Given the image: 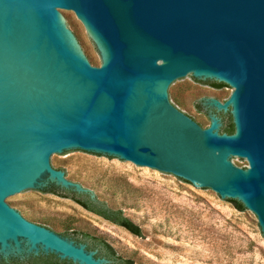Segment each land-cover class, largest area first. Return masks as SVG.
<instances>
[{
	"label": "water",
	"instance_id": "water-1",
	"mask_svg": "<svg viewBox=\"0 0 264 264\" xmlns=\"http://www.w3.org/2000/svg\"><path fill=\"white\" fill-rule=\"evenodd\" d=\"M63 14L85 25L101 65ZM190 77L235 88L204 103L233 105L234 135L215 113L203 128L172 104ZM71 155L238 201L264 234V0H0V260L111 264L12 203L51 188L95 200L56 170Z\"/></svg>",
	"mask_w": 264,
	"mask_h": 264
},
{
	"label": "rangeland",
	"instance_id": "rangeland-1",
	"mask_svg": "<svg viewBox=\"0 0 264 264\" xmlns=\"http://www.w3.org/2000/svg\"><path fill=\"white\" fill-rule=\"evenodd\" d=\"M63 15L77 23L87 51L101 65L102 57L85 25L77 16ZM199 96L190 80L175 94L177 105L208 128L210 118L194 109ZM55 165L72 184L122 210L141 235L51 191L12 201L26 219L31 217L40 226L99 236L135 264H264V234L257 216L250 210L240 212L215 192L206 194L172 175H157L114 158L71 155L55 160Z\"/></svg>",
	"mask_w": 264,
	"mask_h": 264
},
{
	"label": "trees",
	"instance_id": "trees-1",
	"mask_svg": "<svg viewBox=\"0 0 264 264\" xmlns=\"http://www.w3.org/2000/svg\"><path fill=\"white\" fill-rule=\"evenodd\" d=\"M48 191H51L52 193H55L58 196L69 198L74 200L76 203L81 205L83 208L88 210L89 212L105 219L106 221H109L115 225H118L120 227L125 228L129 232H131L134 235L140 236L141 230L139 226L135 225L132 220L127 218L124 215V212L122 210H115L108 206L107 203L99 200L97 197L95 200H92L89 195H78V194H70V193H62L56 188H51ZM233 206L239 210L240 212H245L247 209L244 207L243 204H241L238 201L235 200H229ZM66 226V225H64ZM62 226V227H64ZM51 229V228H50ZM64 230H57L56 228H53V231H59L58 234L65 236V237H71L76 239L80 242H87L89 243V247L91 250H97L99 258H106L111 262V264H135V261L128 257L121 255L112 244L99 236L79 232V231H69V229L66 228H60ZM34 264H41V262L45 264H72L68 261H62L56 256L50 255V256H40V257H33L32 259ZM0 264H24L23 262L11 259L9 262H6L4 260H0Z\"/></svg>",
	"mask_w": 264,
	"mask_h": 264
},
{
	"label": "flooded vegetation",
	"instance_id": "flooded-vegetation-1",
	"mask_svg": "<svg viewBox=\"0 0 264 264\" xmlns=\"http://www.w3.org/2000/svg\"><path fill=\"white\" fill-rule=\"evenodd\" d=\"M190 81L193 84V87H196V89L200 92V96L194 102V109L196 110V112H198L199 114L205 115L207 117V119H209V113L210 112L215 113L218 116V118L221 120V123H222L221 133L222 134L225 133L229 136L234 135L236 132V125H235V121H234L233 105L229 104L226 111L218 112L215 109H213L211 111V109L209 107L205 106L204 103L207 99H214V100H217L223 104L228 103L232 98V95L235 91V88L231 84H228V83L224 84V83H219V82L212 81V80L202 81V80H198L194 77H190ZM171 102L181 112H183L185 115L189 116L196 123H198L201 127H203L201 121L195 116V114L182 109L179 105H177L173 101H171ZM209 121H210V119H209ZM241 160L246 162V164H247L243 168H248V166H249L248 160L247 159H241ZM32 259H33V257L26 260L23 263L24 264H34ZM41 264H45V263L41 262Z\"/></svg>",
	"mask_w": 264,
	"mask_h": 264
}]
</instances>
